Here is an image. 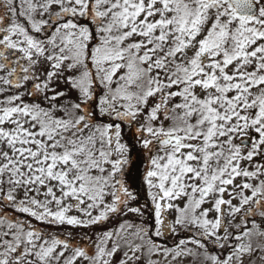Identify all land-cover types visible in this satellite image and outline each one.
<instances>
[{
	"label": "snow or ice",
	"instance_id": "obj_1",
	"mask_svg": "<svg viewBox=\"0 0 264 264\" xmlns=\"http://www.w3.org/2000/svg\"><path fill=\"white\" fill-rule=\"evenodd\" d=\"M183 260L264 264V0H0V264Z\"/></svg>",
	"mask_w": 264,
	"mask_h": 264
},
{
	"label": "rangeland",
	"instance_id": "obj_2",
	"mask_svg": "<svg viewBox=\"0 0 264 264\" xmlns=\"http://www.w3.org/2000/svg\"><path fill=\"white\" fill-rule=\"evenodd\" d=\"M167 224H168V221L165 220V226H164V228H163V231H164V233H165V238H167V239L169 240L170 243H171V241H172L173 239H175L176 242H178L179 239H183V238H185V236H184L183 233H179L176 237L173 238V237L169 234V230H168ZM155 258H156V257H154V259H155ZM182 264H189V260H183V261H182Z\"/></svg>",
	"mask_w": 264,
	"mask_h": 264
}]
</instances>
